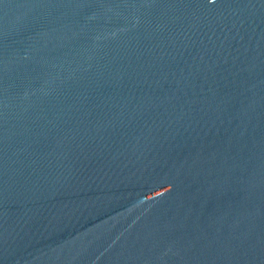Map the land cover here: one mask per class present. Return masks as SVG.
<instances>
[{"label": "water", "instance_id": "obj_1", "mask_svg": "<svg viewBox=\"0 0 264 264\" xmlns=\"http://www.w3.org/2000/svg\"><path fill=\"white\" fill-rule=\"evenodd\" d=\"M0 264H264V0H0Z\"/></svg>", "mask_w": 264, "mask_h": 264}]
</instances>
